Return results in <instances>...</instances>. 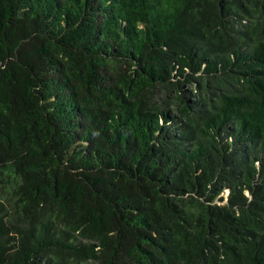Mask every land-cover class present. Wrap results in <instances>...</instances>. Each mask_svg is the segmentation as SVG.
<instances>
[{
    "label": "trees",
    "instance_id": "obj_1",
    "mask_svg": "<svg viewBox=\"0 0 264 264\" xmlns=\"http://www.w3.org/2000/svg\"><path fill=\"white\" fill-rule=\"evenodd\" d=\"M0 264H264V0H0Z\"/></svg>",
    "mask_w": 264,
    "mask_h": 264
},
{
    "label": "rangeland",
    "instance_id": "obj_2",
    "mask_svg": "<svg viewBox=\"0 0 264 264\" xmlns=\"http://www.w3.org/2000/svg\"><path fill=\"white\" fill-rule=\"evenodd\" d=\"M228 194H229V191H226L225 194H224V197H225V202L224 203H227L226 199H227Z\"/></svg>",
    "mask_w": 264,
    "mask_h": 264
}]
</instances>
